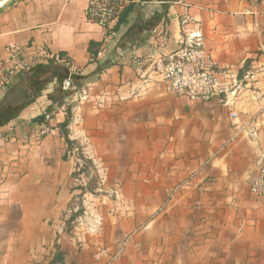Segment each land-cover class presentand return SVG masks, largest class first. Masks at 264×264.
I'll use <instances>...</instances> for the list:
<instances>
[{"label": "crops", "instance_id": "1", "mask_svg": "<svg viewBox=\"0 0 264 264\" xmlns=\"http://www.w3.org/2000/svg\"><path fill=\"white\" fill-rule=\"evenodd\" d=\"M86 8V0L0 6V70L13 44L28 59L44 47L66 60L35 64L0 91V104L23 105L47 68L41 95L0 128V264H264V199L251 192L264 157V76L234 108L190 101L163 77L168 56L197 34L221 69L241 76L264 64V0H129L111 39ZM70 69L65 101L83 88L90 96L68 105L69 137L100 189L83 196L68 231L80 151H68L66 111L52 97ZM49 110L57 133L31 142L34 120Z\"/></svg>", "mask_w": 264, "mask_h": 264}, {"label": "built area", "instance_id": "2", "mask_svg": "<svg viewBox=\"0 0 264 264\" xmlns=\"http://www.w3.org/2000/svg\"><path fill=\"white\" fill-rule=\"evenodd\" d=\"M87 8L85 16L88 22L97 24L107 34V39L112 38L111 26L123 16L129 0H86ZM159 46L162 52L169 42V34L166 26L156 31ZM8 59L0 70V91L12 85L14 79L29 74L35 64L64 63L66 60L60 55L51 54L44 47L36 48L33 59L23 57L24 47L9 45L6 48ZM100 57L102 54L99 55ZM133 64L142 66L143 61L138 58ZM75 70L70 69L61 88L64 93H70L73 87V75ZM260 76H264V64H254L246 69L241 76L230 70H224L217 66L210 52L203 43V37L199 34L187 37L183 46L174 54L168 56L163 69V77L169 89L193 102H209L215 98L221 99L223 106L234 108L237 102L246 93L247 89L255 83ZM90 90L81 89L74 97L60 106V110L67 111L68 105L74 102H84L89 99ZM47 124L37 125L30 141L37 143L48 136L55 135L58 128L54 126L55 114L45 113ZM232 117H237L233 111ZM78 150H76L77 153ZM79 163H81L79 161ZM85 178L81 176V184L86 185ZM253 195L264 199V157L258 166L256 177L251 183Z\"/></svg>", "mask_w": 264, "mask_h": 264}, {"label": "trees", "instance_id": "3", "mask_svg": "<svg viewBox=\"0 0 264 264\" xmlns=\"http://www.w3.org/2000/svg\"><path fill=\"white\" fill-rule=\"evenodd\" d=\"M90 52L95 56V54L92 52V49H90ZM66 75L62 72L59 74L58 77V82L60 88L58 89V94L54 97H52L53 102L55 105L58 104V106H61L65 102V94L62 91L61 85L66 79ZM48 72L46 67H39L37 74L33 78V88L24 95V99L27 101L23 105H18V104H8V103H1L0 104V128L9 124L11 121L15 120L18 116L19 113L25 106L33 103L35 99H37L40 95L41 92L44 90L46 84L49 82L48 81ZM30 93V94H29ZM73 107V106H72ZM72 107L68 108L66 111L67 115V120L65 123L61 124L59 127L60 134L63 138H65L67 146H68V151L73 152L74 150L78 149V151L81 152V149L77 145V143L73 142L70 140V131H69V125L72 120ZM49 114H54V110H49ZM34 123L36 125H42V124H47L45 120V115H42L41 117H38L37 119L34 120ZM79 152V160L81 163L77 164L76 171L73 174V177L76 180H79L81 176L84 175L86 178L87 182L86 185H79L75 189L80 191L81 194L79 196V202H76V199L73 201L71 204L70 208L72 210L71 212V217L67 222V230L70 231L73 227V224L76 222V220L81 217L84 213V209L82 206V198L86 194H95L97 191L100 189V180L97 175L96 170L94 169L93 164L88 161L82 154ZM78 206V210L75 212L73 211L74 208Z\"/></svg>", "mask_w": 264, "mask_h": 264}, {"label": "bare ground", "instance_id": "4", "mask_svg": "<svg viewBox=\"0 0 264 264\" xmlns=\"http://www.w3.org/2000/svg\"><path fill=\"white\" fill-rule=\"evenodd\" d=\"M7 0H0V6H2Z\"/></svg>", "mask_w": 264, "mask_h": 264}]
</instances>
